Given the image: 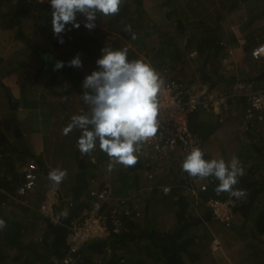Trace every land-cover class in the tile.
<instances>
[{
	"label": "trees",
	"instance_id": "1",
	"mask_svg": "<svg viewBox=\"0 0 264 264\" xmlns=\"http://www.w3.org/2000/svg\"><path fill=\"white\" fill-rule=\"evenodd\" d=\"M3 1L5 0H0V3H3ZM132 2L136 5V12L142 13L144 10L142 6L143 0H133ZM129 5L123 3L119 14L107 18H111L112 22L116 23V25L121 26L124 24L125 26H129L128 21L135 18L133 16L134 12L133 14L126 13V9H128ZM164 5H166V1H164ZM8 6L10 10L4 28H16V39L24 42L26 46L30 45V41L25 37L20 28L22 21L31 18L37 19L38 17H46V19L50 21L52 19V9L49 0H45L43 3H36L31 0H15L8 2ZM180 12H177L175 8L165 11L164 13L162 12L166 20L172 21V34L167 35L165 32L161 31L158 24L155 22L157 27L154 29L150 41L153 43L165 42L162 48H164L163 51H165L167 58L171 56L173 59L179 60L181 59L183 50L186 52V55L192 50L196 51L198 60H202V56H205L202 62V77H200V82L209 83L214 87L217 82H222L225 79V77L219 73L218 69L221 58L226 55V48L221 43L222 28L219 25V19L217 17L213 23H210L207 22L211 20L208 12L198 11L195 13L193 11L192 15L183 10H180ZM183 12L186 16L185 18L182 17ZM97 16L98 18H105L99 14ZM76 17L82 18V15L77 13ZM119 32L127 38L132 35L130 32L123 31V29L119 30ZM71 33L73 35L75 33L76 35L83 34V36H89L87 31L84 30L83 25L81 30L78 28ZM94 37L95 35L91 36V38ZM182 37H184L183 40ZM112 38V41H106L105 45L108 46L111 44L114 46L115 50L122 49L118 46V38ZM181 41H184L185 44L182 49L180 47L182 44ZM105 45L103 47H105ZM172 46H174V49L171 51L170 49ZM152 51H154V49H152ZM159 52H153V56H160ZM128 58L129 60L136 59L135 56L129 53ZM61 71L68 77L70 76V79L78 80L77 82L82 85L83 79L74 69L65 65L61 68ZM212 73L217 76L215 81L210 76ZM262 78H264V75H262L260 79ZM258 87L261 89L264 88V86L262 87L260 85ZM79 92H83V89H80ZM238 112L239 111H236L234 116L236 115L238 117ZM231 117L232 116H228L226 122L231 120ZM221 126L222 124L218 122L216 117L201 112H196L191 115L188 121L190 131L199 138L201 146H203L209 137ZM255 132H258V130ZM16 155L21 158L20 162L35 158L30 151H28L24 143L19 150V148H15L9 144L8 140L0 133V161L6 164V170L9 172V178L0 176V190L2 191L0 193V219L4 220L6 225L4 228L0 229V238L3 237L5 241L9 242V245L15 246L20 253L24 252L28 254L27 261L33 260L40 264H58L67 250L66 240L68 237L69 222L77 217L81 211L89 205L88 193L93 186L91 180L102 176L105 172L103 167H107L108 169L109 159L107 155L99 149L98 145L96 150L90 155H81L77 148V152L75 153L76 170L74 171L73 184L70 191L72 206L67 207L63 205V202L60 203L55 209L57 223H53L51 218L47 216L40 218L41 223L44 225L42 235L33 242L25 244L23 233L33 230L34 223L25 222L23 218L11 217L12 215L9 216L8 210L11 204L7 203L8 196H12L13 198L16 197V188L22 181V174H19L15 165L10 162L11 158ZM204 159L210 160L213 158L205 154ZM162 162H164V159L159 161V165L162 168H159L158 171L161 172L165 169L170 173L164 180L158 179V181L153 184L152 192L159 200L170 199L173 201L175 208L170 211L173 215L172 226L167 230H162L155 226L150 227L149 224L147 225V222L141 225V223L136 220L129 219L124 221V229L119 234H111L107 239L84 244L78 252L80 257L79 264H97V260L103 257L107 249L120 251L121 256L125 258V264L130 262L129 256H131V254H136L138 256L135 264H197L200 255L195 251V247L203 243L209 245L210 240L207 234V226L215 222L219 223L214 219L210 209L206 207L205 202L210 198L226 200L233 197H230L228 193L217 195L215 188L218 182L211 179L206 180V190L201 191L199 187L197 188V181L194 182L182 171V163H179L178 159L174 157H170L164 164ZM176 163H179V172H175L172 168ZM36 165L38 166L40 178V165L38 163H36ZM144 166V162L138 159L135 166L125 167L124 172L119 173L121 177H117V179L119 178L120 183L126 186L130 178L136 180L139 175L142 173L144 174ZM155 171H157V169H155ZM174 172L177 176L182 177L179 183H177L180 187L189 181L185 186L187 192L183 194L179 189L180 187L177 186L171 189L169 195H163L159 186L169 177L171 178L168 179V182L172 183L171 179L174 180V177L171 175ZM101 186L102 184L98 185V187ZM236 187L246 190L247 196L242 198L239 205L234 208L235 218H240L244 224L249 222V231L250 234H252L250 235L252 238L264 237V205L259 204L261 196L264 195L262 194L264 193V181L239 177V183ZM24 200L27 199L23 197L18 199L17 203H13L22 207V205H19V202L25 203L23 202ZM157 210L160 212L158 208ZM62 211H67V218L60 216ZM234 221L230 227L225 228L231 229L234 225ZM219 224L222 225L221 223ZM10 225H12V228L9 229L8 227ZM260 252L256 250L255 256L260 257V255H262ZM251 257H253V255H251ZM0 261L6 262V257L1 255V250Z\"/></svg>",
	"mask_w": 264,
	"mask_h": 264
},
{
	"label": "crops",
	"instance_id": "2",
	"mask_svg": "<svg viewBox=\"0 0 264 264\" xmlns=\"http://www.w3.org/2000/svg\"><path fill=\"white\" fill-rule=\"evenodd\" d=\"M179 1L182 2V8L191 12H212L214 15L212 23L218 17L219 25L222 28L221 43L226 48L225 52L233 51V55L228 56L226 67L233 71L227 77L233 81H237V78L245 81L253 80L257 86L263 87L264 78H260L264 75V58L255 60L250 53L256 45L264 42V0ZM234 26L236 28L232 30L231 27ZM43 50L44 53L36 54L21 42L5 62L7 73H3L0 68V74L4 75L3 78H0V133L13 147H20L19 150L24 143L28 151L35 157L27 161L38 163L42 174L40 175L41 181L37 182L34 190L28 195L27 201L19 202L22 207L14 204L18 202L16 197H7V203L12 207H9V216L23 218L25 222L34 223L33 230L23 233L25 244L33 242L44 231V225L40 219L43 218V215L38 212V206L47 202L50 197L61 200L70 198L74 171L76 170L77 140L81 132L74 129L68 135H63L62 130L71 122L73 115L88 112V107L84 108L80 92L78 93L76 85L70 78L64 77L60 70H51L46 67L45 61L49 57L56 59L55 50L50 52L47 51L48 49ZM43 54H46L45 60L42 58ZM19 61L21 64L18 63ZM20 65H22L21 68H19ZM59 75L61 79L58 81ZM15 76L17 78L14 80ZM235 76L237 77L235 78ZM7 77H10L8 80L13 83L12 86L6 84L5 81L2 82V79ZM15 113L16 116H14ZM2 163L0 161V176L8 178L9 172L6 170V166L2 168ZM26 163L22 165L20 174H22ZM55 168L67 171L66 178L58 187L48 179V173ZM95 179L99 180L98 177ZM171 180L173 183L174 180ZM135 190L120 194L121 196L126 194L134 196L137 193ZM151 197L159 199L154 195ZM171 210L165 212L162 210L156 213L163 219L162 230H167L173 224ZM52 221L57 223L56 218ZM210 225L207 226L209 245L203 243L195 247V251L200 255L197 264H264V241H260L261 237H250L249 239L252 240H247L248 238L241 235V232L246 230L234 231V229H227L215 235ZM8 228H12V225ZM213 239L220 241V246L216 251L210 247ZM3 240L1 237L0 250L1 255L6 257V262L0 261V264H40L33 260L27 261L28 254L20 253L15 246L9 245L8 241ZM242 243L246 246L244 247ZM256 250L261 251L260 257L255 256Z\"/></svg>",
	"mask_w": 264,
	"mask_h": 264
},
{
	"label": "rangeland",
	"instance_id": "3",
	"mask_svg": "<svg viewBox=\"0 0 264 264\" xmlns=\"http://www.w3.org/2000/svg\"><path fill=\"white\" fill-rule=\"evenodd\" d=\"M132 1L133 0H124V3L128 5L130 4L128 6V9H126L127 14H133L134 12L133 16L135 18L128 21V25L131 26V34L134 33L136 39H132V35L131 37L127 38L124 35L120 34L119 30L123 29V31H125L124 29L126 26L124 24L121 26L116 25V23L112 22L111 18H98L97 16L95 20L96 26L94 29L88 30L84 27V30L87 31L89 36H83V34L76 35L75 33L73 35L71 32L77 28H72L71 25H66V30L60 37L64 41L61 44L57 42L58 37L53 35L51 21L49 19L48 21L46 17H38L37 19H26L20 24V28L23 31L25 37L30 41V45L26 46L24 42L23 44L26 48L30 49L36 54L44 53L45 51L43 49H48V52L55 50V60H57L58 62H63L64 65H68L69 61L79 55L82 66L80 68H70L74 69L77 74H79L80 77L84 80L87 75H90L93 71L98 70L96 60L100 58L101 49L106 44V41H112V37H117L119 40L118 46L120 48H127L128 53L135 56L136 59H142L146 63H150L158 73L160 72L161 74L164 70L167 71L169 75L174 76L176 79H179L182 82H200V77H202V62L205 56H202V60H198L196 51L192 50L190 53L195 52L196 54L194 56H190V53L186 55V52L183 50L181 59H173L171 56L167 58L165 51H163L164 48H162V45L165 44V42L161 41L158 43H153L150 41V37L153 35L154 29L157 27L156 23L158 24L161 31L165 32L167 35L172 34V21H168L163 17V13L165 11L175 8L177 12L183 10L184 12L190 13V15H192L193 12L182 8V2H180L179 0H143L142 6L144 10L142 11V13H138L136 12V5ZM164 1H166V5H164ZM8 2L10 1L5 0L3 1V3H0V68L3 73H7L8 71L7 64L5 62L8 61L9 57L16 50L17 45L22 42L20 40L16 41L14 39L16 38V28H4L6 25V20L8 18L7 15L9 14L10 10ZM184 12L182 17L185 18L186 16ZM209 15L211 17V20H208L207 22L212 23V18L214 15L212 12H210ZM76 22L80 24L79 30H81L82 25L86 23L85 17L83 15L82 18L76 17ZM92 35H95V37L91 38ZM183 38L184 37H182V40ZM181 42L182 44L180 45V47L182 49L185 44L184 41ZM105 46L115 50L114 46H112L111 44ZM152 49H154V51H152ZM172 49H174V46H172L170 50L172 51ZM156 51L160 53V56H153V52ZM45 57L46 54H43L42 58L44 60ZM18 63H20V61ZM21 66L22 65H20L19 68H21ZM218 69L219 73H221L226 78L222 82H217L216 85L222 88H228V86L231 85V79L227 76L230 75L233 70H228V68L221 65L220 62ZM60 72L64 74V77H68L63 71H61V69ZM210 76L214 81L216 80V74L212 73L210 74ZM3 77L4 75L0 74V78ZM58 77L59 81L61 79V76L59 75ZM236 77L237 76H235V78ZM9 78L10 77L2 79V82L5 81L6 84H10L12 86L13 83L8 80ZM16 78L17 77L15 76L14 80ZM70 80L76 85L77 91L79 93V90L83 89L82 85L77 82L78 80ZM236 80L241 79L237 78ZM81 93L80 99L82 96ZM81 101L83 102L82 99ZM83 104L84 108L88 107L84 102ZM234 114L232 115L231 120H229L225 124H222V126L209 137V139L203 144L202 150L205 154H208L213 159L223 158L225 161H230L233 156H236L244 166L245 175L242 177L264 181V130H262V132L252 131L250 133H244L243 131H240L238 127L239 117H237L236 115L234 116ZM16 115L17 114L15 113L14 116ZM20 161L21 158L18 156H14L10 160V162L15 165V168L17 169L19 174L22 165L25 162H28ZM164 162L162 163L164 164ZM5 166L6 164L2 163V168H4ZM125 167L127 166L115 164L110 174H108L107 167H103V170H105V172L102 174V176L99 177V185L104 183V181H110L116 195H121L120 193L125 194L126 192L130 193L133 191V189H136L135 191H137V193L134 196L133 194L130 195L133 196L132 198L137 204L139 216H133L130 220H136L140 222L141 225H143L144 222H147V225L149 224L150 227L155 226L159 229H162L163 219L159 214H156L159 213L157 208L160 211L164 210V212L174 209L175 205L173 201L170 199L157 200V198L154 199L151 197V195H153L151 193L153 189L152 184L154 183V181H150L146 178V171H144L143 175H139L136 180L130 178L126 186L121 184L119 178L117 179V177H121L119 173L124 172ZM178 167L179 163H176V165H173L172 168L175 172H179ZM155 172L158 175L156 176V178L160 180H164L170 173L165 169L161 172H159L158 170ZM175 172L173 173L174 175H171L172 177H174L173 183L168 182V179L171 177L165 180V182L171 186L177 185V183H179L180 179L182 178L180 176H177ZM41 179L42 177H40L38 181H41ZM188 182H186L185 185H181V187L179 186V189L181 190V192H183V194H186L187 192L185 186ZM206 183V181H197V188L200 185L206 186ZM259 204L264 205V195L261 196ZM248 223L244 224L240 218H235L234 225L229 230H246L248 232V229L250 228V225ZM210 227L214 230L215 235H217V233L219 232L222 233L224 230H227L223 225H220L216 222L212 223ZM246 231L241 232V234H243L244 238H248L247 240H252L249 239L251 237L250 235L252 234H250V231L248 233H244ZM220 239L222 241V238ZM261 239L264 241V237H261ZM261 239L260 241H262ZM242 244L244 245V247L246 246L244 243ZM137 257L138 256L136 254H131V256H129L130 262H128L127 264H135Z\"/></svg>",
	"mask_w": 264,
	"mask_h": 264
},
{
	"label": "clouds",
	"instance_id": "4",
	"mask_svg": "<svg viewBox=\"0 0 264 264\" xmlns=\"http://www.w3.org/2000/svg\"><path fill=\"white\" fill-rule=\"evenodd\" d=\"M49 3L53 35L62 44L64 41L60 37L66 25L80 27L76 22L77 13L85 17L83 26L92 30L98 14L104 17L119 14L124 0H49ZM124 30L132 32L130 25ZM132 39H136L134 33ZM96 65L98 70L87 75L82 83L81 99L89 111L73 115L62 134L80 130L77 147L81 155H90L98 145L109 157V171L114 164L135 166L143 144L159 132V95L165 90V81L150 63L142 59L129 60L127 48L113 50L103 47ZM64 66L63 62H56L53 70ZM67 66L80 68L79 55ZM204 155L202 149L193 147L182 161V171L194 182L209 179L218 182L215 188L217 195L228 193L236 199L245 198L247 191L236 187L239 177L245 175L241 161L236 156L230 161L223 158L206 160ZM66 176L67 171L60 168L48 173V179L57 187ZM67 215V211L60 213L63 218ZM5 226V221L0 219V229Z\"/></svg>",
	"mask_w": 264,
	"mask_h": 264
},
{
	"label": "built area",
	"instance_id": "5",
	"mask_svg": "<svg viewBox=\"0 0 264 264\" xmlns=\"http://www.w3.org/2000/svg\"><path fill=\"white\" fill-rule=\"evenodd\" d=\"M31 1L43 3L45 0ZM235 28L236 26L231 27L232 30ZM195 54L192 52L190 56ZM232 55L233 51L228 50L220 60L221 65L227 67L228 56ZM250 55L255 60L264 58V42L256 45ZM160 75L165 81V90L159 95L160 129L156 137L144 143L138 153V159L145 165L146 178L150 181L154 183L158 181L155 169L162 168L159 165L160 160L166 161L174 157L182 163L193 147L202 149L199 138L188 127L189 117L196 112L212 115L219 123L225 124L227 117L232 116L239 109L238 127L240 131L250 133L264 130V88H259L253 80L233 81L228 88H222L217 85L212 87L209 83L203 82H182L164 70ZM38 171V166L34 161H28L25 164L22 181L16 188L17 200L23 197L27 199V195L34 190L39 179ZM110 172L108 170V174ZM91 183L93 186L88 193L89 205L69 222L67 250L58 264H79L78 252L84 244L107 239L111 234H119L124 229V221L133 216H139L133 196L116 195L110 181H104L101 187H98L99 182L96 179H92ZM159 188L163 195H169L173 187L164 182ZM199 188L201 191L206 190L205 185H200ZM61 202L64 206H72L70 198L60 200L50 197L47 202L40 204L37 210L43 217L47 216L53 220L55 209ZM240 202L241 199L234 197L226 200L210 198L205 205L210 209L214 219L227 228L232 225L235 219L234 208ZM219 246V241L213 239L211 249L216 251ZM125 262L120 251L113 249H107L103 257L97 260V264H125Z\"/></svg>",
	"mask_w": 264,
	"mask_h": 264
},
{
	"label": "water",
	"instance_id": "6",
	"mask_svg": "<svg viewBox=\"0 0 264 264\" xmlns=\"http://www.w3.org/2000/svg\"><path fill=\"white\" fill-rule=\"evenodd\" d=\"M58 62L57 60L55 59H52V57H49L47 60H46V67H48L49 69H54L55 67V63Z\"/></svg>",
	"mask_w": 264,
	"mask_h": 264
}]
</instances>
